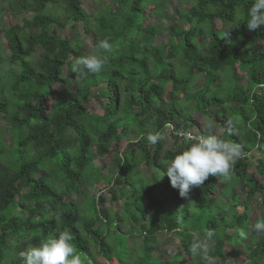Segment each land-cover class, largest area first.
<instances>
[{"label": "trees", "instance_id": "16d2710c", "mask_svg": "<svg viewBox=\"0 0 264 264\" xmlns=\"http://www.w3.org/2000/svg\"><path fill=\"white\" fill-rule=\"evenodd\" d=\"M86 1L0 0L1 17L31 12L0 26V264H23L22 251L64 231L84 264H95L96 255L106 264H160L151 255L160 232L180 235L181 251L167 264H204L189 246L190 233L205 228L215 233L211 254L222 263L226 245L236 247L239 231L247 234L249 206L240 201L237 211L232 200L225 210H211L220 177L181 198L164 164L187 143L168 151L162 140L152 145L147 137L162 134L176 118V128L202 132L182 108L193 103L220 139L241 145L232 178L246 184L248 200L256 196L264 205V185L255 178L264 177V25L255 31L246 25L254 0H198L185 15L189 26L165 43L156 40L162 23L153 24L149 13L165 11L168 0H88L89 12ZM67 27L76 31L73 38L62 35ZM105 38L118 51L106 56L99 74L75 80L74 61ZM237 71L245 86L230 85ZM200 75V87L190 92ZM100 86L102 114L90 109L91 90ZM230 117L239 119L232 134L225 128ZM253 149L261 155L250 169ZM105 158H115L109 170ZM96 186L100 193L90 196ZM106 188L117 210L105 207ZM128 226L132 231L124 234ZM134 232L143 236L131 248ZM259 251L264 241L245 245L247 264H264L255 260Z\"/></svg>", "mask_w": 264, "mask_h": 264}, {"label": "clouds", "instance_id": "9594fccd", "mask_svg": "<svg viewBox=\"0 0 264 264\" xmlns=\"http://www.w3.org/2000/svg\"><path fill=\"white\" fill-rule=\"evenodd\" d=\"M248 17L246 25L249 31H255L264 25V0H254ZM228 29L223 32L221 38L227 35ZM115 51L118 49L114 48L107 38L100 40L92 46V50L86 56L74 61L72 64L74 79L81 81L86 79L88 74H99L105 69L106 56ZM101 53L105 55L102 56ZM238 124L239 119L236 117L225 120V128L230 134ZM164 138L160 132L149 134L147 137L152 145L158 144ZM182 139L187 143V147L178 151L164 164L170 185L178 190L181 198L188 199L192 188L200 187L209 177L231 179L233 166L243 155L240 144L220 139L212 122L202 124V134L188 132L182 135ZM251 229L256 233H264V218L252 224ZM238 234L242 239L247 238L243 230ZM190 235L191 256L199 257L204 264H218L217 258L211 254L214 251V231L205 228L202 232L193 231ZM71 241L72 236L67 231L60 232L58 235L48 236L39 246L27 247L19 255L23 264H84Z\"/></svg>", "mask_w": 264, "mask_h": 264}, {"label": "rangeland", "instance_id": "374dc122", "mask_svg": "<svg viewBox=\"0 0 264 264\" xmlns=\"http://www.w3.org/2000/svg\"><path fill=\"white\" fill-rule=\"evenodd\" d=\"M198 0H168L167 2V9L159 14H151L149 13V19L153 24H156L158 22L162 23L163 29L161 32L157 35L156 40L161 43L167 42L173 35V33L177 28L180 26L187 28L189 26L188 22L186 21L185 15L187 13V10L190 6L195 5ZM94 7L88 2V0L83 5V11H91ZM31 12L26 10V12L20 13L19 15H11L9 13H4L3 16H0V26H4L5 28L9 27L13 23L20 22L21 18L24 16H28ZM75 30H70L68 27L63 30L62 35H68L69 38H73ZM181 37L180 33H177L175 35V39L179 40ZM258 47H254L253 50H257ZM180 66L185 67L186 63L180 62ZM238 73L237 78H232L231 86L234 84L245 86L246 80L245 76L242 73ZM203 79V75H200V79L195 81L193 84L190 85L189 91L193 92L197 90L200 85L201 81ZM170 86H166L165 90H163V97L166 98V92L169 90ZM91 92L95 94V99L90 100V109L94 110L98 114H102L103 108L99 101L102 100V98H105V92L104 87L100 86L98 88L92 89ZM183 110L187 115H190L194 120L197 121V123L202 128V124L205 123V116L203 114L197 113L195 109L193 108V103H186L183 105ZM212 112H215V108L209 109ZM180 119L176 118L173 123L167 124L165 132L162 134L164 135L163 142V150L168 151H175L177 148L183 147L186 142L180 138H178L177 133L181 132V128H176L175 123L179 122ZM3 123V122H2ZM185 131V130H183ZM202 131V130H201ZM197 135L202 134V132H199L197 129L192 130ZM215 133H220V130H215ZM128 136L134 140L135 143H137V139H135V135L132 131H129ZM125 143L123 142L121 144V148H123ZM120 148V149H121ZM255 148V147H254ZM254 150V149H253ZM261 153L254 150L251 153L247 154L248 160L250 162V169L254 168V164L256 162V158L260 157ZM115 158H105L103 159V163H106L108 166L107 170L112 167V164L114 162ZM99 162H97L98 164ZM106 170V171H107ZM255 178L259 181V183L264 185V177L258 174H255ZM246 184L244 182H241L234 177L229 180L222 179L219 181V183L215 186V203L211 207V210L215 209H223L225 210V203L235 201V204L237 205L235 209L237 211L242 210V206L240 201H244L247 206H249V224L247 226V238L243 239L236 247L232 248L229 245H226V255L225 260L220 263L218 260V264H247L248 261V255L245 250V245L249 242H253L254 240L259 239L260 241H264V233H256L252 231L251 226L254 224L258 219L264 217V205L260 204L259 200L255 196L254 198L248 200L246 198ZM108 189H104L101 194H104L106 197L105 201V207H113L114 210H117L119 207L118 201H111L109 200L110 194L108 193ZM100 193L99 186H96L95 188L91 189L90 196H97ZM83 196V193L80 192L77 200L80 201ZM74 198V196H72ZM125 196L121 199L124 200ZM121 200V201H122ZM99 224V222H98ZM132 227L128 226L124 232V234H127L130 232ZM236 229H231L227 231V234H234ZM132 231V230H131ZM142 234L139 236L134 232V236L129 239L128 245L132 248L133 244L136 243L138 246L141 244V238ZM180 235L177 232H160L157 235L156 244L152 247L151 255L153 257L158 258V261L160 264H167V260L175 257V254L181 251V244H180ZM21 247L17 246L13 252V255L15 258L20 253ZM234 250H242L240 254L237 256L233 254ZM94 253L96 252V249L93 250ZM97 254V253H96ZM96 263L95 264H106L104 260L101 258L100 255H96ZM195 258V257H194ZM196 259V258H195ZM264 259V252L259 251L257 253V256L255 260L257 262H263ZM252 260V259H250ZM192 261V260H191ZM193 263V262H192ZM190 263V264H192Z\"/></svg>", "mask_w": 264, "mask_h": 264}, {"label": "built area", "instance_id": "2783aa9c", "mask_svg": "<svg viewBox=\"0 0 264 264\" xmlns=\"http://www.w3.org/2000/svg\"><path fill=\"white\" fill-rule=\"evenodd\" d=\"M188 132H191V133H193V134H195L194 132H192V131H181V132H179V133H177V136H178V138H180V139H182V135L183 134H186V133H188ZM195 135H197V134H195ZM183 140V139H182Z\"/></svg>", "mask_w": 264, "mask_h": 264}]
</instances>
